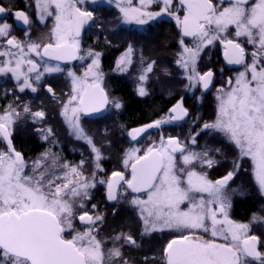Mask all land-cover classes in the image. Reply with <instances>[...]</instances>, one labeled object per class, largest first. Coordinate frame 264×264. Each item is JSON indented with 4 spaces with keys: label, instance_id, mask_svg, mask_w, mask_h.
<instances>
[{
    "label": "snow or ice",
    "instance_id": "6c2138e0",
    "mask_svg": "<svg viewBox=\"0 0 264 264\" xmlns=\"http://www.w3.org/2000/svg\"><path fill=\"white\" fill-rule=\"evenodd\" d=\"M92 5H114L117 26H150L165 16L172 18L179 29L175 64L189 91H207L213 85L214 72L198 69L201 53L209 46L221 45L227 64L242 69L217 88L213 120L185 140L161 134L147 147L137 146L149 129L189 117L181 98L166 117L130 130V142L135 143L125 150L123 170L99 180L104 157L82 127L81 115L101 113L109 103L119 109L121 104L110 101L102 86L101 53L80 54L85 26L103 27L94 15L103 8L89 10ZM30 7L41 24L52 18L53 25L44 42H37L25 11L13 14L15 22L28 26L22 39L12 34L13 25L0 22V77L10 75L20 93L44 87L61 103L70 134L90 146L92 171L86 173L83 159L69 164L48 151L29 166L13 144V129L22 118L30 117L33 124L43 121L45 111H33L28 104L0 109V264H131L123 249L139 248L137 240L123 231L100 238L105 216L97 205L87 207L98 184L105 186L106 201L125 200L136 210L141 236L173 234L162 248L160 264H264V239L252 233V224L264 223V215L253 213L244 223L230 214L232 196L243 194L231 187L242 162H249L264 196V0H32ZM8 15L0 5V20ZM135 51L129 43L118 61L122 71L132 64ZM88 59L82 75L67 71L66 100L44 82L46 75L64 71L60 63L49 61ZM141 63L145 67L137 94L143 97L156 62L145 61L141 54ZM37 131L45 141L54 135L50 127ZM201 133L218 134L236 150L231 170L217 179L210 178L208 170L219 163L211 153L221 149L205 145L197 150ZM156 259L146 256L143 261L155 264Z\"/></svg>",
    "mask_w": 264,
    "mask_h": 264
},
{
    "label": "flooded vegetation",
    "instance_id": "af4514ba",
    "mask_svg": "<svg viewBox=\"0 0 264 264\" xmlns=\"http://www.w3.org/2000/svg\"><path fill=\"white\" fill-rule=\"evenodd\" d=\"M0 5L4 6L9 15L5 20L12 27V34L17 38H23L24 31L28 26L17 23L14 20V13L17 10L25 11L32 18L33 23L30 26L33 39L37 42H44L43 38L49 33L53 25V19L49 18L46 26L41 24L36 16L35 9L30 7L32 0H0ZM95 8H103V11L95 12L97 17V26H85L81 33V55L87 50L101 53L100 71L103 73V84L110 101H118L121 104L116 109L112 103H109L101 113L81 115V125L89 137L92 138L95 146L99 148L103 154L101 166L103 173L97 174V180L107 178L112 171L123 170L122 160L125 150L132 143L128 132L136 127L146 125L152 121L142 122L136 125L133 119V111L130 110V104L140 85L139 76L145 67L141 63V54L145 61H155L156 64L153 72L149 74V78L145 83V87L150 94L151 90L161 92L163 97L166 94V87H161L160 74L156 70L164 59L170 66H175L179 70V76L176 79V91L181 92V72L182 70L175 64L176 53L180 50L179 29L175 25V21L165 16L163 19L152 22L150 26L136 25H119L115 19L117 10L115 6L108 5H92L89 10ZM153 10H158L153 6ZM112 12L114 20L110 23L104 21L106 12ZM111 41V43H108ZM133 44L136 51L132 56V64L127 70L122 71L118 67V61L124 55L128 44ZM250 48V46H249ZM168 59V61H167ZM206 61L205 72L211 69L214 72L213 85L209 90L204 91L200 88L192 89L193 95L184 99V107L188 109L189 117L195 126L202 125L215 118L216 111V90L229 77H234L241 69L239 65H229L224 59L223 48L218 43L215 46H209L201 54L199 61ZM52 64L60 63L64 69L61 73H53L44 77V82L50 84L61 100H66L65 95L70 91V79L67 77V71L70 69L77 75H82L84 68L91 62L90 59L85 61L73 60L71 62L49 61ZM223 69V72H221ZM154 77V80H152ZM159 81V82H157ZM172 90V89H171ZM19 97V99H17ZM112 97V99H111ZM145 97V96H143ZM179 97L169 106V109L175 105ZM196 103V110L191 109V105ZM9 104H28L33 111L43 110L46 113L45 119L41 122L33 124L30 117L22 118L21 121L14 126L13 144L16 150L20 151L31 166L32 161L36 160L46 151L51 152L59 157L61 161H67L69 164H79L83 159L85 163L86 173L92 171L91 161L93 154L90 146L83 140H77L70 134L68 125L65 123L61 113V103L53 100L51 95L46 92V88L38 86V91L32 93L26 90L20 93L15 88V81L10 75L0 77V109ZM199 119H196V118ZM186 118V119H187ZM181 122V121H180ZM51 128L54 135L45 141L41 138L37 129ZM164 131V130H162ZM162 135L166 136L165 132ZM172 136H178L173 134ZM144 134L141 139H144ZM179 137V136H178ZM159 140V139H158ZM4 145L0 143V147ZM210 148L221 149L220 153H211L219 163L212 169L208 170L209 177L217 179L231 170L233 160L236 157V150L223 137L218 134L210 135ZM242 168L234 177L231 183L232 188L239 189L242 195L237 193L232 196L231 217L238 222L248 223L251 221L253 213L264 215V196L261 195L258 186L252 176L249 162H242ZM130 199V197H129ZM97 205L99 211L105 216V224L100 232V238H105L114 234V232H127L137 240L139 248L123 249L125 255L131 264H144V257H156L155 264H160L159 257L161 255L164 244L172 238L171 233H153L150 236H141L142 225L136 215V210L129 206L125 200L119 203L106 201L105 186L97 185L92 190V199L87 204L91 209V205ZM115 205V207H113ZM115 212V215L113 213ZM252 233L264 239V223L257 222L252 224ZM111 247V243L106 245ZM261 250H264L262 248Z\"/></svg>",
    "mask_w": 264,
    "mask_h": 264
},
{
    "label": "trees",
    "instance_id": "16d2710c",
    "mask_svg": "<svg viewBox=\"0 0 264 264\" xmlns=\"http://www.w3.org/2000/svg\"><path fill=\"white\" fill-rule=\"evenodd\" d=\"M113 20H114L113 13L109 11L106 12L104 15V21L110 23ZM205 64H206L205 60L201 61V66H204ZM156 73L160 74V78L157 79L160 82L159 81L157 82H159L158 84L161 87H166V94L163 97L162 95L164 94H162L161 92L151 90L150 94H148L145 97L135 95V98L132 99L130 104L131 106L129 108L130 110L133 111V119H135L136 125L139 124L140 121L148 122L161 118L163 115H165L168 112L169 106L172 103H174V101L178 97L180 99L183 98L184 100L193 95V93L189 92L185 87L187 81L182 78V72H181V86H182L181 92L176 91V86L178 85L176 83V79L179 76V70L175 68V66H170L166 61L164 62V59H161V64L156 70ZM152 80H154V77H152ZM196 108L197 105L194 102L191 105V109L196 110ZM159 131L160 129H151L145 135H154L156 132ZM176 132L173 131V134H175ZM188 132H189V126L187 127L184 125L182 128V132L177 133V135L182 137L188 134ZM202 139H204L206 142H210V135L205 134Z\"/></svg>",
    "mask_w": 264,
    "mask_h": 264
},
{
    "label": "rangeland",
    "instance_id": "374dc122",
    "mask_svg": "<svg viewBox=\"0 0 264 264\" xmlns=\"http://www.w3.org/2000/svg\"><path fill=\"white\" fill-rule=\"evenodd\" d=\"M198 69L201 72H205V70H206L204 68V66H201V61L198 62ZM111 99H112V97H111ZM167 114H168V112L165 115H163L162 117H166ZM184 125L187 127L189 126V132H188V134H186L182 137L178 135L181 138V140H185L189 135L194 134L196 131L199 130L200 126H202V125H199V126L195 127L191 118H187L184 122L181 121V122H178V123L172 124V125H164L163 128L160 129L159 132H156L154 135H146V137H144V139H141V141H139V144L137 146H139L141 148L147 147L149 144L158 141L160 135L164 132H165L166 136H168V135H173V131H175V132L177 131L175 133L177 135V133L182 132V128ZM162 130H164V131H162ZM204 135H205L204 133H201L200 137L197 138L198 139L197 150L203 148L205 145L210 147V142H206L204 139H202Z\"/></svg>",
    "mask_w": 264,
    "mask_h": 264
},
{
    "label": "water",
    "instance_id": "95a60500",
    "mask_svg": "<svg viewBox=\"0 0 264 264\" xmlns=\"http://www.w3.org/2000/svg\"><path fill=\"white\" fill-rule=\"evenodd\" d=\"M172 108V107H171ZM141 127V126H140ZM136 128H138V127H136ZM135 129V128H134ZM149 130H151V129H149Z\"/></svg>",
    "mask_w": 264,
    "mask_h": 264
}]
</instances>
